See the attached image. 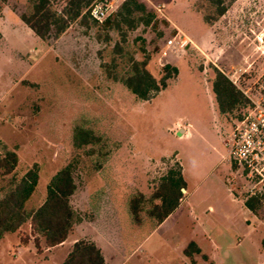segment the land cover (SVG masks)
<instances>
[{
  "label": "rangeland",
  "instance_id": "rangeland-1",
  "mask_svg": "<svg viewBox=\"0 0 264 264\" xmlns=\"http://www.w3.org/2000/svg\"><path fill=\"white\" fill-rule=\"evenodd\" d=\"M108 1L112 15L124 0ZM139 1L156 19L128 31L124 53L139 61L149 56L148 70L158 80L165 65L178 70L150 101L139 100L101 67L115 57L120 75L127 68L126 56L114 53L118 32L89 18L87 25L75 21L61 36L40 40L20 20L29 0H8L4 14L0 3V155L4 145L16 151L17 179L38 169L28 210L44 201L51 177L71 166L77 185L72 205L81 218L64 248H46L41 237L37 247L29 224L7 233L0 239V264H60L81 239L95 241L108 264H264V208L256 217L248 214L219 180L229 172L224 143L253 101L264 98V0H225L226 13L213 23L204 20L210 12L205 0ZM177 32L188 44L168 50ZM215 68L249 104L220 113L212 92ZM78 128L92 131L97 141L75 146ZM178 165L188 195L157 226L149 216L152 195ZM11 178L0 176V196ZM236 180L227 178L228 185ZM140 195L133 215L129 201ZM247 196L241 191L237 197ZM243 215L257 229L237 246L233 234ZM192 243L214 262L188 256Z\"/></svg>",
  "mask_w": 264,
  "mask_h": 264
},
{
  "label": "trees",
  "instance_id": "trees-1",
  "mask_svg": "<svg viewBox=\"0 0 264 264\" xmlns=\"http://www.w3.org/2000/svg\"><path fill=\"white\" fill-rule=\"evenodd\" d=\"M8 0H0L6 3ZM96 0H29L30 10L23 13L22 22L41 40H47L53 33L56 37L64 34L71 24L80 21L88 24L90 18L94 24L99 22L91 18L90 6ZM209 6V13L204 15L207 23H213L226 13L225 0H205ZM156 19L154 12L148 10L145 3L139 0H124L118 9L106 22L101 25L104 29L114 30L120 36L119 42L114 46V53L124 58L126 56V70L120 75L117 72L118 59L113 57L111 63H102L101 67L108 78L123 84L139 100L150 101L169 85V80L177 75V68L165 65L163 75L158 80L148 70L150 57L146 56L139 61L132 54L124 53L127 33L138 26H150ZM212 92L220 113H232L240 106L250 101L242 91L220 70L214 69ZM77 147L93 144L97 138L92 131L78 128L73 138ZM4 153L0 155V176H11L9 187L0 196V239L6 233H15L23 225L29 224L31 235L35 236L34 243L38 247L39 239L43 238L46 248H52L64 243L74 224L81 220L78 212L72 205L77 185L71 166L57 171L46 186L45 199L41 205L28 210L26 205L34 194L39 182V173L36 167L29 169L20 179L15 177L19 164V157L15 150H9L4 145ZM186 181L181 166L171 168L160 178L156 190L152 195V207L149 216L154 218L156 225L161 224L179 206L183 198ZM158 200L157 203H154ZM264 196H252L245 200V206L253 213L262 209ZM143 195L133 197L129 201V209L137 215L141 208ZM26 244L27 242L24 241ZM186 252L200 253L196 244L189 246ZM191 249H193L191 251ZM61 264H106L100 248L92 241L81 239L76 241L67 257Z\"/></svg>",
  "mask_w": 264,
  "mask_h": 264
},
{
  "label": "built area",
  "instance_id": "built-area-1",
  "mask_svg": "<svg viewBox=\"0 0 264 264\" xmlns=\"http://www.w3.org/2000/svg\"><path fill=\"white\" fill-rule=\"evenodd\" d=\"M113 11L114 3L108 0H96L89 8L91 18L99 23ZM187 44L185 36L177 32L165 46L168 50L184 49ZM224 146L227 147L228 161L236 168L235 177L244 180L249 197L264 196V98L253 101L251 109L236 122ZM233 180L230 179V183Z\"/></svg>",
  "mask_w": 264,
  "mask_h": 264
},
{
  "label": "crops",
  "instance_id": "crops-1",
  "mask_svg": "<svg viewBox=\"0 0 264 264\" xmlns=\"http://www.w3.org/2000/svg\"><path fill=\"white\" fill-rule=\"evenodd\" d=\"M5 4L6 3H2L1 5L3 6V8H2V13L4 14V11L5 10H7V8H6V6H5ZM20 20H21V18H20ZM21 22H22V20H21ZM23 23V22H22ZM24 24V23H23ZM25 25V24H24ZM26 26V25H25ZM27 27V26H26ZM28 28V27H27ZM29 29V28H28ZM30 30V29H29ZM41 40V39H40ZM224 161H226L227 162V169H226V172L227 171H229L228 172V174L226 175V173L224 174V176H222V178L221 179H219L220 180V183H221V185L223 186V187H227V191H228V193H229V197H231V199H232V202H236V203H240L242 206H243V208L245 209V211L248 213V214H250V215H252V216H255L256 217V215L252 212V211H250L246 206H245V201H242L240 198H238L237 196H238V194H239V192L241 193V191H243V192H245L246 193V188L244 187V184H243V182L242 181H240V179H239V177H236L237 178V180L236 181H234L235 183L234 184H230V185H228V182H227V178H230V179H234V177H235V174H236V168H235V166L233 165V164H231V162H229L228 161V159H227V156L226 157H224ZM230 171H232L233 173V175L234 176H228V175H230ZM184 175V174H183ZM185 179V178H184ZM186 181V180H185ZM183 192H184V196H183V198H182V200H181V202H180V204H179V206L184 202V200H185V198H186V196L188 195V192H187V183H186V189H184L183 190ZM247 194V193H246ZM237 195V196H236ZM248 195V194H247ZM249 197V195L246 197V199ZM73 198V197H72ZM178 206V207H179ZM264 206V205H263ZM177 207V208H178ZM264 208V207H263ZM171 215V214H170ZM169 215V216H170ZM168 216V217H169ZM167 217V218H168ZM166 218V219H167ZM165 219V220H166ZM258 219V218H257ZM164 220V221H165ZM197 220V219H196ZM163 221V222H164ZM263 223V222H262ZM264 224V223H263ZM160 225V224H159ZM159 225H157V226H159ZM73 229V228H72ZM256 229H257V227L256 226H253V225H251L250 224V220H249V218L246 216V215H243V217H241L240 219H239V221H238V224L236 225V231H235V233L233 234V238H234V242L236 243V245L237 246H240V245H242L245 241H247L248 239H249V237L254 233V231H256ZM70 234V233H69ZM5 235H7V233L5 234ZM5 235H4V237H5ZM204 236H207V234H205V232H204ZM68 237H69V235H68ZM68 237H67V239H68ZM67 239H66V241L64 242V243H62L61 245H58V246H55V248H64L65 247V245H66V243H67ZM85 240H89V239H85ZM76 241H78V240H74V242H72V246H73V244L76 242ZM90 241H92V242H94L98 247H99V245L95 242V241H93V240H90ZM249 241V240H248ZM262 244H263V246H264V239H263V241H262ZM218 246L219 245H217L216 243H215V247L218 249ZM53 248V247H52ZM54 248V249H55ZM100 248V247H99ZM49 249H51V248H49ZM200 249V248H199ZM101 250V249H100ZM71 251V250H70ZM70 251H68V253H66V256L64 257V259L67 257V255L69 254V252ZM101 252H102V255H103V257H104V259H105V262H106V264H108L107 263V259H106V257H105V255H104V253H103V251L101 250ZM201 255L202 254V256H206V257H209L213 262H214V260H213V257L210 255V254H207V253H203L202 251H201V249H200V253H198V255ZM64 259H62V261L60 262V264L64 261ZM262 264V263H261Z\"/></svg>",
  "mask_w": 264,
  "mask_h": 264
}]
</instances>
